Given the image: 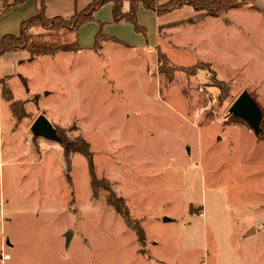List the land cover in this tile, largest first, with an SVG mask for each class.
<instances>
[{
    "label": "rangeland",
    "instance_id": "obj_1",
    "mask_svg": "<svg viewBox=\"0 0 264 264\" xmlns=\"http://www.w3.org/2000/svg\"><path fill=\"white\" fill-rule=\"evenodd\" d=\"M180 10L163 16L158 59L140 78L52 54L76 42L62 28L30 30L48 53L34 62L18 67L26 50L1 57L0 239L13 247L0 264H264V141L230 114L248 93L264 122V14ZM27 88L41 96L16 100ZM40 116L89 143L93 167L36 136ZM109 197L124 200L143 244Z\"/></svg>",
    "mask_w": 264,
    "mask_h": 264
},
{
    "label": "crops",
    "instance_id": "obj_2",
    "mask_svg": "<svg viewBox=\"0 0 264 264\" xmlns=\"http://www.w3.org/2000/svg\"><path fill=\"white\" fill-rule=\"evenodd\" d=\"M94 1L99 0H28L22 4L11 7L6 14L0 16V36L18 37L20 35L22 23L38 15L41 4L44 5V14L48 19H53L56 17L70 19L76 12L85 10ZM157 1L160 5H164L171 0ZM252 4L256 8V11H258L260 14H264V0H253ZM129 9V2H125L123 11L127 12ZM180 11L181 10L178 12ZM94 18L95 21H100L107 24L103 28V34L108 37V40L103 41L102 52H98L94 49L96 36L100 31V26L95 21H91L80 27L75 33V43L78 48H80V50L68 53L75 54V56L78 58L81 57V59H84V55H91V58H95L100 62H104L106 67L111 68L112 66L117 67L118 69L120 68L119 71L124 72L125 74L123 75L125 77L140 78L144 76L147 73L148 66H146L145 63H151L150 60L152 59L154 52L156 54V59H158L157 52L162 48V40L160 37L159 28L164 17H158L155 12L146 9L143 5H140L138 10V18L140 24L148 31L147 39L142 34L137 33L133 25L127 21H121L119 23L112 22L113 3H108L99 8L94 13ZM191 25L197 26V24ZM179 31H181V29H179ZM178 47L182 48L183 46L178 45ZM184 48H186V46ZM14 52L16 51L8 52L6 54ZM28 55L29 57L26 60H17L16 63H18V67L25 62L31 63L36 60L30 61V54L28 53ZM78 74L79 77L84 76L83 63ZM14 76L15 74L5 76L2 75V77H12L11 79H13ZM8 79L7 84L9 85ZM82 84L84 85V82ZM32 95L41 96V94H38L34 91L32 92L29 88H27V94L25 98L16 99L15 95L14 97L16 100H28ZM255 220L257 221V225L264 223V217L257 219L255 218ZM259 234H261L262 238H264V232L260 233L259 229L257 228L256 235ZM72 238L73 236H71V240L69 241L68 245H70ZM10 247H13V245L9 238L0 239L1 250L4 251V249ZM144 256L145 255H143V257Z\"/></svg>",
    "mask_w": 264,
    "mask_h": 264
},
{
    "label": "trees",
    "instance_id": "obj_3",
    "mask_svg": "<svg viewBox=\"0 0 264 264\" xmlns=\"http://www.w3.org/2000/svg\"><path fill=\"white\" fill-rule=\"evenodd\" d=\"M26 1L28 0H13L11 2H6V5L3 10L0 11V16L6 14L11 7L22 4ZM125 2H129L130 4V9L127 12L123 11V6ZM252 2L253 0H171L167 4L160 5L157 0H99L94 1L85 10L81 12H76L74 16L70 19H64L61 17L48 19L44 14V5L41 4L38 15L22 23L20 35L18 37L0 36V58L8 52L19 50L28 51V53L30 54V61L35 60L38 56L47 55L48 53L44 52L45 48L43 46H36V43L33 39V35H31L30 33V30L32 28L41 27L49 31L62 28L66 30L65 32L76 33L79 28L82 27L84 24L91 21H95L94 13L99 8L108 3H113V23L127 21L133 25L137 33L142 34L147 39V29L140 24L138 18V10L140 5H143L146 9L155 12L158 17L166 16L175 10H180L187 6L192 7L193 9L200 12L219 16L223 12L232 9H237L242 6H250V8L256 10ZM98 24L100 26V31L96 36L94 49L100 52L103 48L102 42L108 40V37L103 34V28L106 23L98 21ZM79 50L80 48H78L76 43H66L61 46L56 45V47L52 50V54H56L57 52H76ZM0 84H7V81L3 79L2 81H0ZM12 99L13 97L11 95L10 99L8 98V101H11ZM15 104L16 103H13L12 107ZM263 123L264 122L261 121L260 133L258 134V138L260 141H264ZM58 138L60 144L64 148V156L67 163L70 160L71 154L79 153L85 156L89 160L91 168L93 167V154L91 152L90 145L82 137H78V142L82 144V147H77V145L70 143L65 137H62L59 133ZM108 202L121 215L124 223L136 233L139 243L143 244L146 239L145 233L142 227L140 226L139 222L131 217L129 208L124 202V200L121 198L118 199V202H121L122 206H119L118 203L114 202L113 198L111 197H109Z\"/></svg>",
    "mask_w": 264,
    "mask_h": 264
},
{
    "label": "water",
    "instance_id": "obj_4",
    "mask_svg": "<svg viewBox=\"0 0 264 264\" xmlns=\"http://www.w3.org/2000/svg\"><path fill=\"white\" fill-rule=\"evenodd\" d=\"M230 114L245 121L249 127L259 133L262 121V112L259 105L248 93H243L230 108ZM36 136L45 137L59 141L54 126L44 116H40L32 127ZM67 245L69 244L71 234L67 233Z\"/></svg>",
    "mask_w": 264,
    "mask_h": 264
},
{
    "label": "built area",
    "instance_id": "obj_5",
    "mask_svg": "<svg viewBox=\"0 0 264 264\" xmlns=\"http://www.w3.org/2000/svg\"><path fill=\"white\" fill-rule=\"evenodd\" d=\"M9 258L8 254H1V258H0V262L3 263L4 261H6Z\"/></svg>",
    "mask_w": 264,
    "mask_h": 264
}]
</instances>
